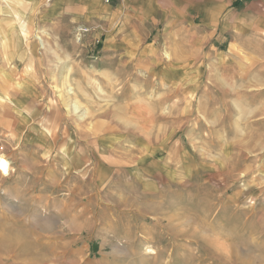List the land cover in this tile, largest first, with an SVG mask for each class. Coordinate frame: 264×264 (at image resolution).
Masks as SVG:
<instances>
[{"label": "rangeland", "instance_id": "obj_1", "mask_svg": "<svg viewBox=\"0 0 264 264\" xmlns=\"http://www.w3.org/2000/svg\"><path fill=\"white\" fill-rule=\"evenodd\" d=\"M53 2L0 0V264H264V64Z\"/></svg>", "mask_w": 264, "mask_h": 264}, {"label": "crops", "instance_id": "obj_2", "mask_svg": "<svg viewBox=\"0 0 264 264\" xmlns=\"http://www.w3.org/2000/svg\"><path fill=\"white\" fill-rule=\"evenodd\" d=\"M52 6L80 18L107 19L115 28L118 23L117 30L128 34L154 32L160 25L184 29L199 18L215 49L229 48L264 64V0H54ZM127 46L135 45L128 41Z\"/></svg>", "mask_w": 264, "mask_h": 264}, {"label": "bare ground", "instance_id": "obj_3", "mask_svg": "<svg viewBox=\"0 0 264 264\" xmlns=\"http://www.w3.org/2000/svg\"><path fill=\"white\" fill-rule=\"evenodd\" d=\"M6 2H9V0H5ZM2 28V27H1ZM22 32V34L24 35V36H28V32H24V31H21ZM44 34H47V31H45V30H39V35L37 36V38L38 39H40V41L42 42V45L43 46H45V42L42 40V36L44 35ZM77 40L78 41H80L81 40V34L80 33H78L77 34ZM46 47V46H45ZM52 52H53V54L54 55H56V57L58 58V60H60V61H62L63 60V58L60 56V54L57 52V51H55V50H53L52 49ZM71 71V68H68V72H67V74H66V76H65V80H66V83H67V81H68V75H69V72ZM20 87V91L18 92L19 93V95L20 96H22V97H25V99H29L30 97H32V98H30L32 101H33V99L34 98H36V97H33L35 94L33 93V92H31V90L30 89H28L26 86H24L22 83H19L18 84ZM23 86V87H22ZM22 88H23V90H22ZM0 95H1V93H0ZM1 96H3V97H5L6 95H1ZM59 96H60V98L62 99V102H63V105L66 107V109H67V111H68V113L69 114H76L77 112H79V110L81 109V107L83 106V104L81 103V101L80 100H78V99H74V101H72V99H70V98H68V97H65V95H63V93H61V94H59ZM27 97V98H26ZM3 98H1L0 100H2ZM52 105V104H51ZM53 106V105H52ZM55 108V107H54ZM53 108V109H54ZM57 108V107H56ZM57 110V109H56ZM28 113H29V110H28V112L26 113V116L30 119V117H29V115H28ZM0 161H3V162H6V164H7V169L5 170V168H3V167H0V176L1 175H4V174H8V172H9V170H10V163H9V160H7L6 158H5V156L3 155V154H1L0 153Z\"/></svg>", "mask_w": 264, "mask_h": 264}, {"label": "snow or ice", "instance_id": "obj_4", "mask_svg": "<svg viewBox=\"0 0 264 264\" xmlns=\"http://www.w3.org/2000/svg\"><path fill=\"white\" fill-rule=\"evenodd\" d=\"M0 167L5 168V170L7 169V164L6 162L0 161Z\"/></svg>", "mask_w": 264, "mask_h": 264}]
</instances>
